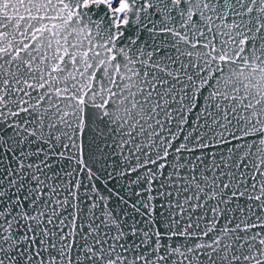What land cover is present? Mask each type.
I'll list each match as a JSON object with an SVG mask.
<instances>
[{
    "label": "snow or ice",
    "instance_id": "6c2138e0",
    "mask_svg": "<svg viewBox=\"0 0 264 264\" xmlns=\"http://www.w3.org/2000/svg\"><path fill=\"white\" fill-rule=\"evenodd\" d=\"M0 264H264V0H0Z\"/></svg>",
    "mask_w": 264,
    "mask_h": 264
}]
</instances>
